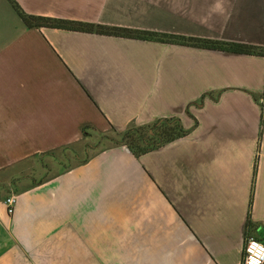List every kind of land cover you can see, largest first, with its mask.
<instances>
[{"label": "crops", "instance_id": "1", "mask_svg": "<svg viewBox=\"0 0 264 264\" xmlns=\"http://www.w3.org/2000/svg\"><path fill=\"white\" fill-rule=\"evenodd\" d=\"M16 1L34 15L264 47V0ZM11 21L0 35V264H240L245 235L264 240V55ZM170 117L188 133L138 156L104 148L24 189L1 175Z\"/></svg>", "mask_w": 264, "mask_h": 264}, {"label": "trees", "instance_id": "2", "mask_svg": "<svg viewBox=\"0 0 264 264\" xmlns=\"http://www.w3.org/2000/svg\"><path fill=\"white\" fill-rule=\"evenodd\" d=\"M7 1L10 3L16 14L25 24V26L28 28L50 27L74 31L95 32L99 34L124 36L130 38L158 40L162 42H177L196 47L229 50L243 54L264 55V47L261 46L240 43H228L206 38L187 37L182 35L158 33L119 26H108L96 23L81 22L76 20L34 15L25 12L16 0ZM187 133L188 130L184 129L180 123V120L175 117L160 119L149 125H131L126 130L120 132V134L122 135V143L136 156L140 155L141 153L153 150L165 143L171 142L181 136L186 135ZM255 173L256 163L254 164L253 170L254 175ZM252 196L253 180L248 208V223L250 222L249 214L252 204Z\"/></svg>", "mask_w": 264, "mask_h": 264}, {"label": "rangeland", "instance_id": "3", "mask_svg": "<svg viewBox=\"0 0 264 264\" xmlns=\"http://www.w3.org/2000/svg\"><path fill=\"white\" fill-rule=\"evenodd\" d=\"M12 19L20 21V17L17 16L10 3L7 0H0V35L7 29L6 26L12 22ZM121 139L120 132L112 130L97 132L75 144L46 152L44 156H35L24 161L23 167L6 169L1 175L6 176L12 173L14 176H18L19 179L15 181L14 186L24 189L57 176L64 170L86 160L98 150L124 145ZM11 181L13 179L10 180V184ZM259 240L263 241V239Z\"/></svg>", "mask_w": 264, "mask_h": 264}, {"label": "built area", "instance_id": "4", "mask_svg": "<svg viewBox=\"0 0 264 264\" xmlns=\"http://www.w3.org/2000/svg\"><path fill=\"white\" fill-rule=\"evenodd\" d=\"M16 196L11 194L4 200L7 213L13 214ZM264 241V240H263ZM252 235L244 237V254L240 264H264V242Z\"/></svg>", "mask_w": 264, "mask_h": 264}]
</instances>
